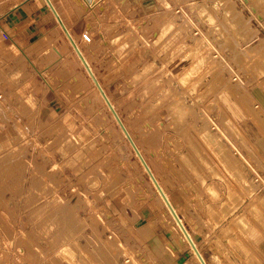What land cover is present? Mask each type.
I'll use <instances>...</instances> for the list:
<instances>
[{
  "label": "rangeland",
  "instance_id": "obj_1",
  "mask_svg": "<svg viewBox=\"0 0 264 264\" xmlns=\"http://www.w3.org/2000/svg\"><path fill=\"white\" fill-rule=\"evenodd\" d=\"M126 1L64 25L208 263L264 264V0ZM59 23L0 0V264H198Z\"/></svg>",
  "mask_w": 264,
  "mask_h": 264
},
{
  "label": "bare ground",
  "instance_id": "obj_2",
  "mask_svg": "<svg viewBox=\"0 0 264 264\" xmlns=\"http://www.w3.org/2000/svg\"><path fill=\"white\" fill-rule=\"evenodd\" d=\"M45 2H46V4L48 5V7L50 8V10H51V12L53 13L54 17L58 20V22H60V23H59L60 26H62L61 22H62L63 25H64V22H63V20H62L60 14H59V11H58L57 8L55 7L53 1H52V0H49L51 6H53V8L55 9V11H56L58 17L56 16L55 12L53 11V9L51 8V6L49 5L48 0H45ZM64 27L66 28V30H67V32L69 33L70 37L67 35V32L65 31V29L63 28V26H62L61 28H63L64 33H66V35H67L66 37L69 38V39H68V40H70L69 43H70V45H71L73 51H74V52L76 53V55L78 56V59H79V61H80V64H81L82 67L84 68L85 72L87 73L88 77H89L90 80H91L92 85L95 87V89L97 90V92H98V94L100 95V97H102V99H103L104 103L106 104V106H107L109 112L111 113V115H112L114 121L117 123V125H118V127H119V129H120V131H121V133H122V136H124V139L127 140L128 145L130 146V148L132 149V151H134V154H135V156L137 157V159H138V161H139V164L142 166L143 170H144L145 173L147 174V176H148V178H149V180H150V182H151V184H152V186H153V188H154L156 194H157L158 197L160 198V201L163 203V205H164V207H165V209H166V212L169 214V218L171 219V220L169 219L170 222L172 221V223L175 225V227H176V228H175V231L177 230L178 234L180 235L181 242L183 241V243H185L186 246L190 249V251L192 252L193 256L195 257L197 263H198V264H202L201 261L199 260V258L197 257V255H196V253H195L193 247L191 246V243H190V241H189V238H190V240L193 242V244H194L195 247L197 248L198 252H199L200 255L202 256L203 260L205 261V264H209L208 261H207V259H206L205 256H204L203 252L201 251V249H200L198 243L196 242L195 238L193 237V235L191 234V232H190L189 229L187 228V226H186V224H185L183 218L180 216V214H179V212H178V209H177V204H174V203H173V200H172L171 196L169 195V193H168V191H167V189H166V186H164V184L162 183V181H161V179H160V176L157 175V171H158V170H156V169H155V166L153 167V165L151 164V162L148 160V158L146 157V154L144 153L143 149L140 147L139 142H137V140L135 139L134 135L131 133L129 127L127 126V124H126L125 121L122 119V117H121V115L119 114V112L117 111V108H116L115 104L113 103V101H112L111 98L109 97V95H108V93H107L105 87L103 86L102 81L99 79V77H98L97 73L95 72L93 66H92L91 63L89 62V59H88L87 56L83 53V51L81 50V48L79 47V45L75 42V40H74V38H73V36H72V34H71L70 29H68L65 25H64ZM77 49L79 50L80 54H79V52L77 51ZM83 59H84V61L86 62L87 67L90 69L91 73L93 74V76L95 77V79L97 80V82L99 83V85L101 86V88H102L104 94L106 95L107 99H108L109 102H110L111 107L113 108V110L115 111V113L117 114L118 117L114 114L113 110L110 108V106L108 105L107 101L105 100V97H104L103 93H102L101 90L97 87V85H96V83H95V80H94V78L92 77V75H91L89 69L86 67V65H85V63H84V61H83ZM129 115H130V114H129ZM131 117H132V116H131ZM133 117H134V116H133ZM119 120H120V121H119ZM120 123L122 124V126H121ZM154 124H155V123H154ZM147 125H149V124H147ZM147 125H146V126H147ZM170 125H171V124H170ZM170 125H169V126H170ZM169 126H168V127H169ZM148 127H149V126H148ZM151 127H152V126H151ZM161 127H162V126H161ZM212 127H213V126H212ZM215 127H216V126H215ZM143 128H144V127H143ZM188 129H189V128H188ZM217 130H218V128H217ZM167 131H168V130H167ZM220 131H221V130H220ZM142 132H143V130H142ZM147 132H148V131H147ZM143 133H145V132H143ZM142 136H143V135H142ZM207 136H208V134H207ZM223 136H224V134H223ZM144 137H145V136H144ZM146 138H147V136H146ZM208 138H209V140L211 139L212 143H213V140L216 141L215 144H217V145H215V146H218V141H217V139H216L214 136L209 135ZM144 139H145V138H144ZM160 139H161V137H160ZM160 139H159V140H160ZM146 140H147V139H146ZM167 141H168V140H167ZM142 142H143V141H142ZM210 144H211V143H210ZM220 145H221V144H220ZM176 146H180V145H176ZM218 147L220 148V146H218ZM153 148H154V147H153ZM220 149H221V148H220ZM220 149H219V150H220ZM222 149H223V148H222ZM222 149H221V150H222ZM222 152H223V150H222ZM225 152H227V150H226ZM158 153H159V152H158ZM160 154H161V153H160ZM158 155H159V154H157V156H158ZM221 155H222V154H221ZM224 155H225V153H224ZM159 157H160V155H159ZM225 157H226V156H225ZM229 159H230V158H229ZM234 159H235V158H234ZM154 160H155V159H154ZM174 160H175V159H174ZM225 160H226V159H225ZM232 160H233V159H232ZM177 161H178V160H177ZM233 162H234V161H233ZM237 162H239V161H237ZM235 163H236V162H235ZM160 166H161V168H163V170L167 168V165H166L165 163H164V165H163L162 162L160 163ZM147 167H148V169L150 170V172L148 171ZM170 170H171V169H170ZM170 170H169V171H170ZM189 171H190V169H189ZM165 172H166V170H165ZM169 173H170V172H169ZM172 174H173V173H172ZM151 175H152L153 177H151ZM175 177H176V176H175ZM152 178H154V180H155L156 183L158 184V187L160 188L161 191L159 190V188L157 187V184H155V182H154V180H153ZM173 178H174V176H173ZM169 185H170V184H169ZM176 190H177V189H176ZM184 193H185V192H184ZM173 210H174V212H175L174 214H173ZM175 214H176V216L178 217L180 224L183 225V227H184V229H185V231H186L188 237L184 234L183 230L181 229V227H180V225H179V223H178V221H177V219H176ZM229 222H230V221H229ZM249 222H250V221H249ZM209 228H210V227H209ZM218 233H219V232H218ZM214 234H215V233H214ZM226 235H227V234H226ZM206 238H208V235H206ZM178 239H179V238H178ZM237 240H238V239H237ZM208 241H209V239H208ZM208 241H207V243H208ZM211 241H212V240H211ZM181 242H180V243H181ZM240 242H241V241H240ZM247 242H248V240H247ZM183 243H182V244H183ZM216 243H217V242H216ZM211 245H212V244H211ZM222 245H223V244H222ZM212 246H213V245H212ZM214 246H216V245H214ZM222 247H223V246H222ZM212 250L214 251V252H213V253H214V256H213V257H215V259L221 261L220 263H223L224 261H222V260H223L222 254H221L220 252H218L217 249L215 250V248H212ZM253 256H254V254H253ZM243 263H244V262H243ZM224 264H226V263H224Z\"/></svg>",
  "mask_w": 264,
  "mask_h": 264
},
{
  "label": "crops",
  "instance_id": "obj_3",
  "mask_svg": "<svg viewBox=\"0 0 264 264\" xmlns=\"http://www.w3.org/2000/svg\"><path fill=\"white\" fill-rule=\"evenodd\" d=\"M59 2L61 3V6H62L64 22L68 25V27H70L71 31H73L75 34L76 33L78 34V39L80 41V44H83L85 42V39L83 36L86 32L91 33V32L96 30V26H97L96 22H94L90 16L91 15L95 16L97 13L98 14H105L109 9V5H108L109 3L107 2V0H99L96 3V5L90 9L88 7L89 5H87L85 0H83V2H85L84 3L85 6L80 5L79 8L74 7L73 1H71V0H59ZM126 2H128V1L122 0V4L124 6H125ZM69 8L70 9L73 8V9H75V11H71ZM123 8H120V10H118V11H117V9L115 11H113L114 9L110 10V12H108L107 14H109V16L114 14L116 16H120V18L122 17V15L120 13L125 14L127 17H132L134 15L133 13H129L130 10L127 11L126 9H123ZM16 9H17L15 11L16 13H14V16H13L14 21H17L19 23H24L26 21H29L28 19L30 18V15L32 16V14H29L22 7H20V8L17 7ZM145 14L148 15V12H146ZM25 16H27V17H25ZM137 16L140 17L139 14H137ZM23 19H25V20H23ZM121 20H123V19L121 18ZM6 25H7L8 29L10 30V32H12V33L18 32V26L17 25L12 26L9 23H6ZM32 26H33V24H29V26H28V30L30 32L33 31ZM28 36L29 37H28V39H26V41L27 40L31 41L33 36H31V35H28ZM100 40H101V37H100ZM102 42L103 41L101 40L99 43L101 44ZM100 68H101V66H100Z\"/></svg>",
  "mask_w": 264,
  "mask_h": 264
},
{
  "label": "water",
  "instance_id": "obj_4",
  "mask_svg": "<svg viewBox=\"0 0 264 264\" xmlns=\"http://www.w3.org/2000/svg\"><path fill=\"white\" fill-rule=\"evenodd\" d=\"M88 2H91L92 0H87ZM48 3H49V5L51 6V4H50V2H49V0H48ZM51 8L53 9V11L55 12V14H56V16L58 17V15H57V13H56V11H55V9L53 8V6H51ZM61 24H62V26H63V28L65 29V31L67 32V30H66V28L64 27V25H63V23L61 22ZM67 35L70 37V35H69V33L67 32ZM77 51L79 52V50L77 49ZM79 54H80V52H79ZM83 61H84V59H83ZM84 63H85V65H86V67H87V64H86V62L84 61ZM88 68V67H87ZM89 69V68H88ZM89 71H90V69H89ZM90 73H91V71H90ZM91 75H92V77L94 78V80H95V83H96V85H97V87L101 90V92L103 93V95H104V97H105V100L107 101V103H108V105L110 106V108L113 110V108L111 107V105H110V102H109V100L107 99V97H106V95L104 94V92H103V90H102V88H101V86L99 85V83L97 82V80L95 79V77L93 76V74L91 73ZM113 112H114V114L117 116V114L115 113V111L113 110ZM118 117V116H117ZM120 121V120H119ZM121 124V123H120ZM121 126H122V124H121ZM147 169H148V167H147ZM148 171L150 172V170L148 169ZM151 177H153L152 175H151ZM153 180H154V178H152ZM154 182H155V184H157L156 183V181L154 180ZM157 187H158V184H157ZM159 188V187H158ZM159 190H160V188H159ZM161 191V190H160ZM175 212H174V210H173V214H174ZM175 216H176V214H175ZM176 219H177V221H178V223H179V225H180V227H181V229L183 230V232H184V234L188 237V235H187V233H186V231H185V229H184V227H183V225L182 224H180V222H179V219H178V217L176 216ZM189 241H190V243H191V246L193 247V249H194V251H195V253H196V255H197V257L199 258V260L201 261V263L202 264H205V261L203 260V258H202V256L200 255V253L198 252V250H197V248L195 247V245L193 244V242L190 240V238H189Z\"/></svg>",
  "mask_w": 264,
  "mask_h": 264
}]
</instances>
